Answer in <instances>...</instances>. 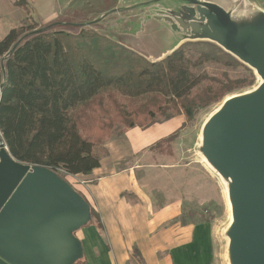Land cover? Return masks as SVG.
Wrapping results in <instances>:
<instances>
[{"label": "trees", "instance_id": "1", "mask_svg": "<svg viewBox=\"0 0 264 264\" xmlns=\"http://www.w3.org/2000/svg\"><path fill=\"white\" fill-rule=\"evenodd\" d=\"M13 5L29 14L28 0ZM75 27L76 33L55 25L36 32L19 27L0 41V140L17 162L50 169L64 180L99 169L109 156L105 145L128 131L178 116L189 121L254 84L252 74L210 78L208 66H243L212 43L188 41L150 62L83 24ZM177 132L149 150L162 154V144L172 143ZM133 256L144 264L137 250Z\"/></svg>", "mask_w": 264, "mask_h": 264}, {"label": "crops", "instance_id": "2", "mask_svg": "<svg viewBox=\"0 0 264 264\" xmlns=\"http://www.w3.org/2000/svg\"><path fill=\"white\" fill-rule=\"evenodd\" d=\"M28 8L29 14L15 7L13 0H0V41L11 30L19 27H31L35 31L53 25L59 27L70 24L75 27L77 24L74 21L77 19L88 20L103 12L119 10L129 12L122 18L132 23L137 34L144 25L150 26L148 29L152 32L147 36L165 45L155 55H147L126 45L150 62L163 60L173 48L188 41L213 43L225 51V40L217 33L223 35L227 30L229 39L242 41L255 38L264 43V0H28ZM146 10L147 14L150 13L148 18H144ZM136 14L142 18V24ZM211 17L214 18L213 22L208 20ZM244 51L243 48L238 50L242 59L230 54L249 66L260 78L257 70L245 62L248 55ZM262 84L253 92L225 100L205 125L222 111L226 102L256 94ZM182 117H175L146 130L135 128L128 131L123 136L128 145V155L134 156L176 132L178 124L183 121ZM169 126L171 130L165 133V128ZM205 142L203 133V146ZM109 145V142L105 145L109 156L101 160L99 169L88 176L75 177L83 179L85 183L74 190L97 214L103 227L100 230L92 220L75 233L86 264H128L134 247L144 264H199L190 258L192 248L186 243V227L174 230L162 228L167 221L181 216L182 201H167L162 207L158 206L146 183L135 179L134 170L126 168L115 171L121 160L117 159L115 150ZM126 192L133 194L136 201L129 203L121 197ZM134 226L135 232L130 230Z\"/></svg>", "mask_w": 264, "mask_h": 264}, {"label": "water", "instance_id": "3", "mask_svg": "<svg viewBox=\"0 0 264 264\" xmlns=\"http://www.w3.org/2000/svg\"><path fill=\"white\" fill-rule=\"evenodd\" d=\"M217 35L226 53L242 59L245 50L263 86L226 102L205 127L204 153L231 182L233 258L264 264V43L229 39L228 30ZM91 221L90 206L66 180L17 162L0 140V264H75L83 258L75 233Z\"/></svg>", "mask_w": 264, "mask_h": 264}, {"label": "rangeland", "instance_id": "4", "mask_svg": "<svg viewBox=\"0 0 264 264\" xmlns=\"http://www.w3.org/2000/svg\"><path fill=\"white\" fill-rule=\"evenodd\" d=\"M146 12L148 10L144 11V18L150 16V13ZM123 15L127 16L129 12L112 10L100 13L88 20L77 19L74 22L83 24L111 41L120 42L124 46H133L147 55H155L164 48L163 42H154L150 36H147L152 32L148 29L150 26L144 25L142 31L139 30L137 34L136 29L131 26L132 23L126 18H122ZM152 15L154 14L152 13ZM136 16L140 18L138 14ZM140 19L142 24V18ZM90 22L92 25H88ZM114 23L117 25L115 26ZM59 28H65L72 33L79 30V27L59 26ZM137 44L140 45L137 46ZM242 65L236 69L214 65L206 67V73L213 80H224L223 75L230 79H239L252 74L254 84L227 95L220 103L199 111L189 121L182 117L183 123L181 122L177 126L176 130L180 129L175 140L169 144H162V154L158 151H150L148 147L134 156L128 155V145L123 139L125 135L109 141L112 147L109 146L115 150L117 159L121 160L115 168L116 172L126 168L134 170L135 179L140 183H146L160 207L167 201H182L181 216L167 221L162 228L174 230L186 227V243L192 248L190 254L192 257L190 258L199 264H238L233 258L235 255L232 252V239L235 230L232 203L230 202V184L214 167H211L212 165L206 158L203 133L205 124L220 109L225 100L253 92L258 88L260 78L249 66ZM261 82L263 83V81ZM120 103L122 102L120 101ZM110 107L112 114H116L112 105ZM165 129V133H167L171 127ZM65 180L73 189L85 183L82 181L83 179L75 177H65ZM121 197L129 203L136 201V197L128 192L123 193ZM231 218L233 223H231ZM135 226L130 230L135 232ZM134 250H137L136 247L132 250V258L128 264H142L134 258Z\"/></svg>", "mask_w": 264, "mask_h": 264}, {"label": "bare ground", "instance_id": "5", "mask_svg": "<svg viewBox=\"0 0 264 264\" xmlns=\"http://www.w3.org/2000/svg\"><path fill=\"white\" fill-rule=\"evenodd\" d=\"M262 84V82H261V80H260V85ZM210 165V164H209ZM211 166V165H210ZM212 167V166H211ZM227 182H228V184L230 183L228 180H227ZM229 208H230V205H229ZM231 209V208H230ZM231 223H233L232 222V218H231Z\"/></svg>", "mask_w": 264, "mask_h": 264}, {"label": "built area", "instance_id": "6", "mask_svg": "<svg viewBox=\"0 0 264 264\" xmlns=\"http://www.w3.org/2000/svg\"><path fill=\"white\" fill-rule=\"evenodd\" d=\"M168 13V12H167Z\"/></svg>", "mask_w": 264, "mask_h": 264}]
</instances>
